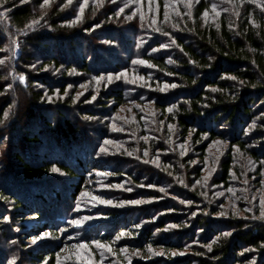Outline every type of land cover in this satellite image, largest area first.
<instances>
[{
    "label": "trees",
    "instance_id": "16d2710c",
    "mask_svg": "<svg viewBox=\"0 0 264 264\" xmlns=\"http://www.w3.org/2000/svg\"><path fill=\"white\" fill-rule=\"evenodd\" d=\"M135 2L0 0V264H60L83 216L101 264H264V0Z\"/></svg>",
    "mask_w": 264,
    "mask_h": 264
},
{
    "label": "rangeland",
    "instance_id": "374dc122",
    "mask_svg": "<svg viewBox=\"0 0 264 264\" xmlns=\"http://www.w3.org/2000/svg\"><path fill=\"white\" fill-rule=\"evenodd\" d=\"M143 1H145V0H143ZM149 1L150 0H148V3H149ZM134 4L139 5L140 0H136V2ZM149 5H150V3H149ZM150 8L151 7L149 6V11H150ZM134 13L140 14V12H137V10ZM146 17L148 18V16H146ZM130 33L131 32L128 31L126 34L128 35ZM143 41H144V39H143ZM133 64L137 65L138 67H140L141 65H145V64H140V63H133ZM124 78H125V81L134 83L133 85H135V84L137 85V83H138L137 81H140L139 76H137V75L134 76L131 73H129L128 75H125ZM86 91H87L86 89H82L80 91V93L83 94ZM136 106L137 105H135V104H128L125 107H123V109L118 114L117 123L120 124V122L124 119H132L134 117V114H135L134 108ZM148 123H149V121H148ZM120 128H121V126L116 124L112 127L111 130H120ZM110 143H113V142L111 141ZM110 146L113 149L116 146V144H111ZM224 147H226V145L224 146L221 143L215 144L213 147L214 149H212V151H211V154H214V153L216 154L218 151L220 152L219 149H221V148L224 151L225 150ZM99 172L100 171H97L95 174L101 175ZM106 175H110V173L102 174L101 177H105ZM210 175L211 174H209L208 177H210ZM103 189H107V188H105L104 186H101L100 191H102ZM263 191H264V188L259 191V195L262 198V200H264V194H262ZM97 192H98V186L91 185L90 189L87 190V193H86L87 199H85L84 201H80L79 204L76 206L77 210H75V211H80V213H83V215H84L89 209L90 210L93 209L95 207V205L92 203V200H93L92 197L95 196L94 194ZM228 192L231 193L232 195L237 194L238 200H242V201L244 200L243 203H246L245 197H246V195H248V186H246L245 189L244 188H236V187L231 188V191H228ZM225 193H227V192H223V195ZM250 193H251L250 196H252L253 199L255 200L256 199L255 197H257L258 192L255 189H253L250 191ZM90 199H91V201H90ZM95 202H97V200ZM97 203H101V202L98 201ZM88 217L89 216H83L82 218L75 220V221H78V223H72L73 220H71V219H70V222L68 221L69 230L76 232V234H69L68 236L65 235L66 247L61 250V253L59 256V263L60 264H79V263L80 264H101V263H98L97 261H95L96 258L94 256H92V254L89 252L90 250H88L86 245H84V242H82V243H80V241L76 242L77 241L76 239H78L83 234L86 235L89 231L86 229V223H88L91 220ZM41 221L42 220L38 219L35 216L24 218L21 221L22 228H20L19 230L22 231L24 227H26L24 229L31 230L37 224H39ZM9 233H10V231H9ZM42 235H38V236H42ZM24 237L25 238H23V243H25V245H27L28 247H30L32 249L37 248V247H43V246H45V243L47 241H50L49 236H46L43 239L37 240L36 243H32V239H33V237H37V236L28 237L24 234ZM79 245H84V247H78ZM14 249H16V248H13V246H12L13 251H14ZM0 250L5 252V253L9 252V255L11 254L10 244L6 240H4V246H0ZM102 250H104V252H102ZM109 252L110 251H108V248H100L98 250V253L101 254L100 257H102L105 260V263H107L106 261L108 259L107 257L109 256ZM111 252H114V249L111 248ZM133 255L134 254L130 253V255L128 257H125V260H128L129 264L132 263L135 260V258L140 259L139 256L134 257ZM19 257H21V256L19 255ZM19 257H17V258H19ZM113 258H115V257L113 256ZM5 259H8V257H6ZM20 264H21V262H20Z\"/></svg>",
    "mask_w": 264,
    "mask_h": 264
},
{
    "label": "snow or ice",
    "instance_id": "6c2138e0",
    "mask_svg": "<svg viewBox=\"0 0 264 264\" xmlns=\"http://www.w3.org/2000/svg\"><path fill=\"white\" fill-rule=\"evenodd\" d=\"M113 2H115V0H113ZM49 3V0H44V5H47ZM69 3H71V0H69ZM213 7V9L215 10V8H216V6L215 5H213L212 6ZM81 12H83V6H81ZM121 11H123V9H121ZM205 15H207V12H205ZM41 18H43V17H41ZM33 24H37V23H39V21L38 20H33V22H32ZM29 27H31V25H29ZM166 47V46H165ZM155 51V50H154ZM171 62V61H170ZM133 63H140V64H145V65H147L148 64V62L147 61H144V60H138V61H133ZM150 66V65H149ZM120 75H122V74H118L117 76H116V78L117 79H119L120 78ZM19 79H20V81L21 82H23L25 79H26V77H24L23 75H21V76H19ZM97 79L99 80V79H103L102 77H97ZM111 79H112V76H109L108 77V80H109V82L111 81ZM140 79H143V77H140ZM231 79H235V77H231ZM172 87H175V85H171ZM9 87H11V85H9ZM214 91H215V89H214ZM168 111L169 112H171L172 111V108H169L168 109ZM5 115H7V114H5ZM255 125H253V127H254ZM170 128H171V126H169ZM105 143H110V141H105ZM222 143V142H221ZM181 147L183 148V145H181ZM104 149L102 148L101 149V151H103ZM145 155H147V152H145ZM51 171L53 172V173H59L61 170H60V168H58V167H56V166H53L52 168H51ZM129 191H130V189H129ZM161 191H163V189H161ZM229 191H231V189H229ZM86 194V193H85ZM92 199L93 200H99L101 203H105V204H111L112 202L111 201H108V200H103L101 197H99V196H93L92 197ZM128 203H132V204H138V203H140V201H128ZM261 205H262V207H264V200H261ZM262 216H264V212H262ZM5 219H7V217H5ZM72 223H78V221H75V220H73L72 221ZM137 227H139V226H137ZM230 233H225V235H229ZM50 235V233H44L42 236H37V237H33V239H32V243H36L37 242V240H39V239H43L44 237H46V236H49ZM117 239H119V237H117ZM215 241H213V243H214ZM96 245H97V247H100V248H108V250L109 251H111V248H110V246H107V245H103L101 242H99V241H95L94 242ZM78 247H84V245H79ZM208 248H209V250H211V245H208ZM149 250L151 251L152 249H151V245H149ZM124 251H126V249L124 250ZM160 254H162V253H160ZM181 255L183 254V253H180ZM172 255H176V253H172ZM10 264H15V260L13 259V261H11L10 262Z\"/></svg>",
    "mask_w": 264,
    "mask_h": 264
}]
</instances>
